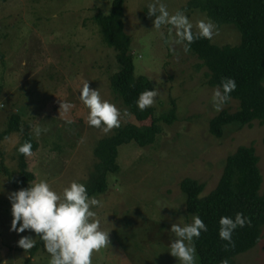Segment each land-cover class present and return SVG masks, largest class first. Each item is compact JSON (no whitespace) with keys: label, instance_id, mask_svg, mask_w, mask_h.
Wrapping results in <instances>:
<instances>
[{"label":"rangeland","instance_id":"rangeland-1","mask_svg":"<svg viewBox=\"0 0 264 264\" xmlns=\"http://www.w3.org/2000/svg\"><path fill=\"white\" fill-rule=\"evenodd\" d=\"M112 1L0 0V130L11 113H26L24 120L40 144L29 156L34 183L44 180L58 194L72 181L87 183L98 162L94 146L114 131L87 124V108L79 100L85 82L120 110V124L139 123L109 84L118 70L116 51L103 39L96 17L108 15ZM188 1L124 0V29L132 38L135 72L153 81L152 105L158 114L167 112L174 99L178 119L163 124L162 137L151 145L132 141L119 148L118 172L108 175L104 193L93 195L101 202L93 211L100 229L108 233V244L92 253L91 264H179L168 252L175 238L169 230L173 223H191L193 217L186 211L180 181L191 177L204 182L202 194H208L221 178L225 159L241 145L254 146L264 191V126L258 121L251 127L228 124L222 137L211 134L209 120L219 111L212 104L217 88L206 83L208 69L199 67L201 61L190 50L185 52L187 45L177 36L181 29L168 23L153 27L155 15L147 13L150 4L163 5L171 16ZM181 12L196 32L200 22L211 23L217 44L240 42L233 25L218 26L199 10ZM62 101L71 104L68 112L59 111ZM237 106L238 101L229 100L221 110L235 111ZM35 128L41 129L38 136ZM19 140V134L0 140L3 163L16 174ZM18 190L0 171V264H49L42 246L31 252L17 244L22 236L35 243L38 234L11 230L9 195ZM262 230L259 243L237 255L236 264H264ZM194 264H200L196 252Z\"/></svg>","mask_w":264,"mask_h":264},{"label":"trees","instance_id":"trees-1","mask_svg":"<svg viewBox=\"0 0 264 264\" xmlns=\"http://www.w3.org/2000/svg\"><path fill=\"white\" fill-rule=\"evenodd\" d=\"M180 10H199L218 26L233 25L241 36L237 44L220 45L212 38L199 37L198 32L190 29L193 41L190 45L184 41L201 61L199 67L208 69L207 85L219 88L224 78H232L236 84L228 101L236 100L238 106L235 111L224 108L210 118L211 134L222 137L228 124L251 127L254 121H258L264 126V0H189ZM123 11L124 0H113L111 12L108 15L99 13L96 20L101 26L103 39L116 51L118 70L110 75L111 90L139 123H119L113 134L97 141L93 153L98 162L93 165L84 184L89 196L107 190L108 175L118 172L117 158L122 145L132 141L143 147L151 145L162 137L163 124H172L178 119L174 99L172 107L164 113L158 114L153 105L138 110L135 103L138 95L147 89L154 90V84L149 77L135 72L132 38L124 29ZM25 114L21 110L10 114L6 128L0 130V140L19 134L15 149L30 142L33 153L40 144L32 134L31 123L24 120ZM0 155V171L11 185L22 189L34 183L36 174L30 167L29 156L17 152L16 174L4 165L1 149ZM262 183L259 157L253 145H241L225 159L221 178L208 194H202L206 187L204 182L191 177L180 181V188L186 195L187 213L199 216L207 226V231L201 232L193 241L200 264H236L237 255L259 243L264 227ZM237 212L247 217L248 223L233 231L232 243L221 240L218 237L219 218L234 217ZM41 246L44 249L38 236L30 250L34 252Z\"/></svg>","mask_w":264,"mask_h":264},{"label":"clouds","instance_id":"clouds-1","mask_svg":"<svg viewBox=\"0 0 264 264\" xmlns=\"http://www.w3.org/2000/svg\"><path fill=\"white\" fill-rule=\"evenodd\" d=\"M157 12L159 13L157 15ZM148 15H155L153 27L168 23L181 31L177 36L191 44L193 34L191 25L182 12L169 16L163 5L159 8L148 6ZM198 36L210 39L213 35L211 23L198 24ZM185 52L189 49L185 47ZM236 88L232 78L221 80L219 88L212 95L213 108L220 111L229 99V94ZM156 91L147 89L136 99L138 110L143 111L153 103ZM79 100L87 108V124L90 127L103 128L109 131L119 127L121 112L112 103L100 97L96 90L89 88L85 82L79 90ZM71 104L63 102L60 110L68 112ZM72 123V121H66ZM41 129L35 128V135ZM17 152L25 157L31 155V143L25 142L17 147ZM11 203V230L17 233L31 230L38 234L43 242L45 251L49 254V264H91L93 252H98L108 244V233L102 231L99 221L95 219L94 208L100 207L101 202L94 196H89L84 184L72 181L62 193L52 190L48 182L41 180L29 184L9 195ZM248 223L247 217L237 212L234 217L221 216L218 224V237L232 243V233L237 227L243 228ZM19 225V226H17ZM174 239L171 240L168 252L175 257L179 264H194V239L200 237L201 232L207 231V226L199 216H193L191 223L178 225L173 223L169 230ZM17 244L25 251L34 246V240L22 236Z\"/></svg>","mask_w":264,"mask_h":264}]
</instances>
